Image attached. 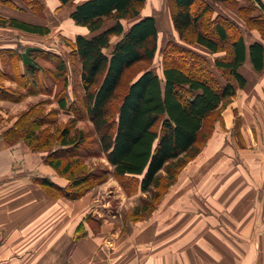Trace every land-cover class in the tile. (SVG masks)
Instances as JSON below:
<instances>
[{"label":"trees","instance_id":"16d2710c","mask_svg":"<svg viewBox=\"0 0 264 264\" xmlns=\"http://www.w3.org/2000/svg\"><path fill=\"white\" fill-rule=\"evenodd\" d=\"M23 1L31 5L40 0ZM57 1V7L74 3ZM146 1L85 0L70 13L76 25L90 32L88 37L77 34L71 39L84 95L78 103L67 95L58 98L57 104L61 110L70 108L79 117L89 119L98 136V148L87 145V132L73 133L72 126L61 128L59 111H47L46 101L31 106L2 133L7 142L24 140L33 150L48 153L44 163L67 184L61 186L47 177H34V182L56 196L78 199L99 183L103 172L95 173L84 164V158L97 152L113 167L115 177L135 179L142 192L159 188L163 171L168 172L170 182L175 180L179 170L171 167L172 161L188 155L190 160L199 153L211 137L200 140L210 118L217 114L222 122L223 109L237 89L246 86L247 80L240 73L245 62L250 60L257 72L264 70V46L257 41L247 44L228 16L215 15L216 4L234 0H166L180 41L203 47L212 55H224L214 58L211 66L203 53L170 40L163 51L162 79L145 68L122 88L126 73L140 62L148 65L157 53V20L141 15ZM250 1L260 10L259 16L250 19L264 24V0ZM0 7L23 11L14 0H0ZM7 25L40 36L51 31L48 26L0 15V26ZM17 43V47L0 48L6 57L20 53L13 73L3 69L0 58L2 101L19 102L41 92L39 88L49 90L44 79L38 77V82L35 78L43 72L38 55L43 50ZM48 57L57 67L55 79H63L66 84L69 76L65 61L57 54ZM7 81L19 90L6 86ZM217 119L210 125L211 131Z\"/></svg>","mask_w":264,"mask_h":264},{"label":"crops","instance_id":"0c3cea01","mask_svg":"<svg viewBox=\"0 0 264 264\" xmlns=\"http://www.w3.org/2000/svg\"><path fill=\"white\" fill-rule=\"evenodd\" d=\"M83 1L71 0L73 5L64 8L69 13L66 28L73 34L88 37L89 30L76 25L70 18L75 5ZM44 2L49 13L57 18L54 8L58 1ZM161 5L160 0H147L141 15L154 16L159 31V18L163 15L167 27H171L179 39L167 5ZM3 9V16L19 19L18 12ZM4 31L41 37L8 25L0 26V35L5 34ZM256 41L264 46L263 37ZM196 47L197 50L193 49L208 53L203 47ZM240 73L247 84L237 89L236 96L223 109V120L215 125L214 136L188 163L187 169L181 171L155 214L134 223L130 233L122 238H118L117 231L106 237L88 232L84 237L77 236L79 240L71 242L67 252L65 248L73 231L62 234L63 229L57 228L52 235L51 220L31 219L36 213L28 217V221L18 224L24 229L14 230L4 238V227L13 228L15 224L13 219L4 218L5 208L13 211L20 196H29L32 199L29 206L33 204L35 211L36 201L44 202L40 194L35 197L37 189L45 193L32 177L19 179L20 183L30 184L27 188L10 186L18 178L11 172L13 155L9 151L25 145L10 146L0 139V264H264V70L257 72L247 60ZM8 85L15 86L12 82ZM39 171L61 186L67 184V180L48 165L40 163ZM4 176L10 177L2 180ZM38 210L37 215H49L44 204ZM25 225L46 228L44 239L38 245L31 242L30 237L40 231L33 229L26 234ZM106 242L110 244L107 249L103 246Z\"/></svg>","mask_w":264,"mask_h":264},{"label":"rangeland","instance_id":"374dc122","mask_svg":"<svg viewBox=\"0 0 264 264\" xmlns=\"http://www.w3.org/2000/svg\"><path fill=\"white\" fill-rule=\"evenodd\" d=\"M14 2L18 6L23 8V11L19 9L10 8L11 11L18 12L17 15L20 20H24L28 23L33 22L34 24H41L44 26L50 25L49 27L51 32L46 36L39 37L35 35H21L22 33L19 34L20 32L17 33L19 35H14V33L6 34L7 31H4L5 34L0 35V48L6 45H13V47H17L19 44L17 42H22V45L41 48L43 51L38 55L40 57L39 61L43 68V72L39 73V71L36 74L35 78L37 81L38 77L40 79H44L46 82L45 86H48L49 90L47 92H44L45 87L39 88V85L38 88L41 90V92L26 97L19 102L0 100V139L3 138V131L12 124H14V122H16L18 118H20L21 114L27 112L31 106L38 104L42 101H46L47 111L53 109H57L59 111V114H57V118L59 119L58 124L61 128L65 126H72L73 133H75V131L77 130L87 132V145H89L90 148H92V146L95 149L98 148L96 144L98 141V136L93 131V125L90 123L89 119H83L82 117H79L77 113L70 108L67 110H61L59 108V105L57 104L58 98H61L63 96L68 95L71 100L76 101L78 103V100L80 101L84 95V90L82 89L80 81L79 65L72 51L74 49L71 39H74L77 34H73L74 32L66 28V23L69 22V13L67 9L65 11L64 8L72 4H67L66 6L61 7L56 6L54 8V11L58 15L57 18H55L52 13H49V9L47 8L44 0H40L38 3L32 2L31 5H27V1H25L24 3L23 0H21L20 3H17L16 1ZM160 2L162 4V7H166V0H160ZM215 6V15L222 13L223 15L228 16L242 31L247 44L253 43L257 40L258 37L264 38V24H256L254 22V18L250 19L252 18V16H259L260 13V10L257 8V6L250 0H234L229 3L216 4ZM2 10L5 13L3 7H0V15H3ZM159 20L161 24L155 59L152 62H149L148 65L147 62H140L134 68L130 69L126 73V77L124 78L125 83L122 84V88L125 86L127 81L129 85L135 79V77L145 68L154 70L162 79L163 51L166 48V44L168 41L171 40L179 45H186L190 48H194L197 50V45H187L175 37L173 29L171 27H167V23L163 15H161ZM246 21L249 24H247ZM125 24H127V22H125ZM50 53L59 55L61 57L60 60L65 61L68 67V83L66 82V84H64L63 79H55L57 67L50 61L48 57ZM17 54H20L19 51L15 52V54H12L11 57H6L0 51V58L4 61L3 69L5 71L13 73V70L16 69V66L18 64ZM204 55L206 56L209 65L212 66L214 58L223 56L224 53L212 55L208 52ZM215 72L218 76H220L219 72ZM17 75L19 74L16 73L15 79L19 78ZM8 83L10 82H5V85L11 86L8 85ZM14 85L15 89L19 90V87L16 86L15 83ZM217 118V114L210 118L211 122L213 123L210 122L207 124L206 130L200 138L201 142L205 140L207 141L210 136V139L214 136L213 134L215 129L214 131H211L210 125H214V120ZM215 123V125H217L222 122L217 119ZM5 142H7V140ZM7 143L10 146L19 143L25 145L24 148H22L21 146V148H11V150L9 151L11 156L13 155V157L11 158V172L13 171V176L18 178L17 180L10 183V186H22L26 188L29 187V183H20L19 179L23 176H26L27 178L29 177L28 179H30L31 177L38 178L42 176L49 178V176H46L45 174L41 173L42 171H39V164H45L44 156L48 154L47 152L33 150V148L27 145L24 140H13L8 141ZM25 147L27 148L26 150ZM203 149L204 147L200 149L199 153ZM199 153L194 156L193 159L190 160L188 156L191 155H188L180 158V160L172 161L173 163L170 164L171 167L175 168L176 171L179 170L175 180H172L173 182L171 181L172 183L167 179L168 172L163 171L161 173L162 180L160 182V187H153L150 191L142 192L135 179L127 177H115L112 174L113 167L108 163L104 156L97 152L96 156L84 158V164L89 169H93L95 173L103 172L101 174V178L98 181L99 183L96 186L90 188L84 195H82L78 199H69L64 196H56V193L54 191L48 192L38 183L33 181L35 184L39 185L41 190L45 193L44 195L41 193L40 189H37L35 197L36 195L39 196L40 194L42 196L40 199L44 202L36 201L35 211H33V204L29 206L32 201L31 197L20 196L18 206L17 208H15V210L12 211L9 210V208H5L4 218L13 219V221H15V224L13 228L4 227L3 236L4 238H6L10 234H12L14 230L24 229L18 224L22 223L24 220L28 221V217L36 213L32 216L31 219L36 217L51 220L52 235L54 234L55 229L57 228L63 229V232H61L62 234L65 232L68 233V231L70 234V232L73 231V237H69L70 240L65 248L67 252L70 251L74 240H79L80 237H84L88 232L91 233L93 231L95 233H99L100 237H106L112 236L114 231H117L118 238H122L124 237V235H127V233H130L134 223L143 219L150 218L152 215L155 214V209L157 208L158 204L162 201L165 194L168 192L170 186L176 182L178 175L181 173V171L187 169L186 167L188 163L194 160L199 155ZM10 154H8L9 157ZM53 171L57 173L54 169ZM9 177L10 176H4L2 180H5ZM61 178L65 179L64 177ZM50 179L52 180V178ZM169 183H171V185L168 187ZM8 196L9 194L5 195L6 198ZM6 198L4 200L5 204L7 200ZM48 199H51V201L55 203L52 204L51 201ZM49 202L51 203V205L49 204ZM43 204L46 205V207H48L49 209V217L44 215H37L39 207ZM18 209L19 211H16ZM17 213L18 215H16ZM19 219L20 221H18ZM25 226L26 234H30L31 232L29 230L33 229L35 231H40L35 236L30 237L31 242H35L36 245H38L44 239V237L42 238V236L43 233L47 231L46 228L40 226L33 227L30 225ZM77 236L80 237L77 238ZM103 246L105 249H107L110 244L106 242ZM41 263L42 262H40V264Z\"/></svg>","mask_w":264,"mask_h":264}]
</instances>
